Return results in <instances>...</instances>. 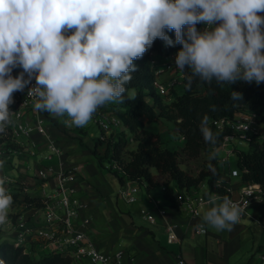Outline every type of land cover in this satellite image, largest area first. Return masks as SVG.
Segmentation results:
<instances>
[{
  "label": "clouds",
  "instance_id": "9594fccd",
  "mask_svg": "<svg viewBox=\"0 0 264 264\" xmlns=\"http://www.w3.org/2000/svg\"><path fill=\"white\" fill-rule=\"evenodd\" d=\"M166 29L182 45L179 70L187 66L194 77L220 85L264 83V0H0V133L10 123L13 94L33 79L27 95L35 98L34 110L66 115L69 127L86 126L98 108L123 102L133 61L156 39L173 46ZM17 67L22 71L13 76ZM200 131L216 145L219 133L208 116ZM4 185L0 178V224L13 202ZM209 202L198 227L231 231L244 208L227 197Z\"/></svg>",
  "mask_w": 264,
  "mask_h": 264
},
{
  "label": "crops",
  "instance_id": "0c3cea01",
  "mask_svg": "<svg viewBox=\"0 0 264 264\" xmlns=\"http://www.w3.org/2000/svg\"><path fill=\"white\" fill-rule=\"evenodd\" d=\"M153 58L154 65L152 66L163 70L159 75V80L162 82H176L175 87L172 88L173 92L167 97V100H172L184 90L182 71L175 64H172L169 68L165 66L171 60L170 56L157 53L153 55ZM173 68H175L173 71H169ZM19 73L15 71L12 75L17 76ZM111 104L115 103L109 102L105 105ZM100 108L97 109L92 119L84 127H69L64 123V120L68 119L66 115L64 118H60L46 111L27 110L24 119L31 127V130L27 131V133L13 135L20 149L11 150L3 148L0 152V178L5 179L4 186L8 189V192L12 191L15 184H21L25 185V187L27 186V191L32 194L31 188L35 184H40L43 192L35 196L45 198L56 191L58 172L75 170L78 176L75 185L84 203L80 216L81 221L85 224L84 230L102 251H124V264H179L180 259H183L185 264H264L261 259V256L264 254V245L259 244L257 249H254L253 252H248L240 260L230 261L229 257L226 256L233 252L227 250L228 242L224 240V237L231 238L230 243L232 244V240H236V233L244 231L252 223L264 227V222L261 218L262 206L252 208L250 215L239 220L232 227L231 231H217L205 224L208 230L206 234L213 239V243L211 244L213 245V251L207 257L204 256V249L202 255L198 248L191 245L192 232L196 231L197 224L204 223V213L213 206L209 202V198L215 197L217 204L223 201V198L209 191L208 185L205 182L197 187L204 205L200 208L199 215L195 217L184 210L174 207L172 199L167 198L163 185H157L148 190L144 184L132 181L126 182L125 185L129 187L137 186L139 188L137 202L128 204L124 201L121 196V191L124 187L122 186L118 199L114 204L108 198L110 193L109 186L105 179L100 178L98 166L95 164L88 165L85 162L86 159L95 158L98 161V165L100 163L103 164L104 160L100 161V158L105 155L107 149L105 137L110 136L112 132L127 131V128L123 125L121 127L112 125L110 118L115 115L114 112H100ZM17 109V104L11 106V111ZM37 119L44 121L46 134L40 133L36 129ZM100 121L109 122V128H104L100 124ZM160 121L158 122L161 125L158 122H146V128L160 133L161 129L167 128V122ZM96 125L100 128V133L95 131L94 127ZM174 126L176 128L175 123ZM261 129H264V127L261 126ZM176 130L179 133L177 128ZM167 131L165 130L162 134ZM128 139L130 142V137ZM53 140L61 148V154H53L50 151L49 145ZM244 143L248 144V142L235 141V150H248V147L241 149ZM184 144L185 139H182L181 145L184 146ZM218 154L219 156H226L228 152L219 149ZM29 157H32L34 161L35 172L32 175L28 172L30 167L27 159ZM108 171L114 174L110 167ZM231 181L235 184L239 180L238 178H232ZM172 186L176 194L180 188L175 183ZM233 195H236V191ZM156 200L160 202L159 207L155 204ZM105 202H108L109 207L106 206ZM141 209H146L153 213L156 217V222L150 223L145 219L141 214ZM161 209H164L166 214H162ZM134 214H138L142 220L154 226V229L136 224ZM20 218L26 219V216L21 215L18 219ZM167 223L178 225L176 233L179 241L173 243L168 241ZM155 227L164 228L168 244L178 245L179 250L173 251L162 245L161 241L157 238ZM209 228H212V232L209 231ZM196 233L202 234L203 232L196 231ZM14 237L11 241L14 240ZM238 242L239 240L237 242L234 241L229 247L235 248ZM30 250L39 252L35 255L39 257L50 253L44 251V244L38 239L32 242ZM258 250L261 251L256 254L255 252ZM86 260L88 259L82 258L73 262V264H86Z\"/></svg>",
  "mask_w": 264,
  "mask_h": 264
},
{
  "label": "trees",
  "instance_id": "16d2710c",
  "mask_svg": "<svg viewBox=\"0 0 264 264\" xmlns=\"http://www.w3.org/2000/svg\"><path fill=\"white\" fill-rule=\"evenodd\" d=\"M201 25L197 24V29ZM165 31L173 40V46H166L164 41L156 39L142 58L133 61L136 71L132 73L131 81L125 85L123 102L100 108V112L113 111L127 128V131L112 132L110 136L105 137L107 149L100 161L110 160V169L122 186L126 181L144 184L148 190L163 185L167 198L173 199V183L182 190H191L205 182L211 193L222 198L229 197L230 193L219 184L223 170L218 150L231 129L227 125L220 129L216 122L231 120L235 113L242 109L255 111L264 124V83L257 85L255 82L237 81L231 85H220L215 80L207 83L194 77L191 69L186 66L182 71L183 92L174 99L167 100L157 92L154 85L156 73L151 60L153 55L158 53L174 56L175 61L182 45L175 43L174 31ZM184 31L186 32V28ZM15 71L21 72L22 69L14 68L12 73ZM233 91L241 93L242 98L233 101L230 98ZM13 100L15 104L14 96ZM13 104L9 106L10 110ZM204 116L209 117V127L213 132L219 133L216 145L206 143L200 131ZM161 119L175 123L179 134L185 139L181 149L168 147L160 133L146 128V122H158ZM130 135L136 143L133 149L128 148ZM3 148L20 149L9 125L5 133H0V152ZM125 152L127 159L124 157ZM235 152L237 165L243 172V180L260 184L264 192V139L253 135L248 141V150L236 149ZM203 153L208 155V159L199 174L194 175L181 167L182 154L196 158ZM114 160L121 165L122 171L113 168ZM8 193L17 195L14 199L19 200L20 205L25 208L41 209L44 206L45 198L30 194L21 184H15ZM261 218L264 222V205ZM26 249V246L16 245L14 241L0 239V264H73L72 257L63 252L52 251L37 257Z\"/></svg>",
  "mask_w": 264,
  "mask_h": 264
},
{
  "label": "built area",
  "instance_id": "2783aa9c",
  "mask_svg": "<svg viewBox=\"0 0 264 264\" xmlns=\"http://www.w3.org/2000/svg\"><path fill=\"white\" fill-rule=\"evenodd\" d=\"M205 27L206 25L202 24L198 30L203 31ZM170 57L171 60L165 65L168 68L172 64H175L174 56ZM151 65H154V58L151 60ZM162 72L163 70L161 68H155L156 78L154 85L160 95L168 97L171 94L172 88L175 87L176 82L160 81L159 75ZM183 76L184 74L182 73ZM34 85L35 80L33 79L23 91H18L13 94L16 100L15 104L18 105V109L12 111L10 123L8 124L13 131V135L27 133V131L31 130V127L24 119V115L27 110L34 109L35 98L27 95L29 89ZM110 122L116 127L123 125L121 120L115 115L111 116ZM216 123L220 129H223L225 125L231 129L225 135L223 144L219 148L228 152L226 156H219V162L223 170V176L219 184L230 193V196L227 198L239 203L244 208L240 217V220H242L250 215L252 208L264 205V192L260 184L243 180V172L238 165L237 167L231 168L229 163L230 156L232 151H234V149L231 150V147L234 146L235 141L248 142L253 135L264 139V129H261V126L264 127V124L255 111L242 109L235 113L233 119L221 120ZM100 124L106 129L110 126L107 121H100ZM36 129L40 133H47L42 119H37ZM49 149L53 154H61V148L54 140L51 141ZM112 166L114 169L122 171L121 165L116 160L113 161ZM77 177L75 170L58 172L56 191L45 197L44 206L40 209L44 213V222L42 224H32L27 219H18L13 241L16 245L26 246V250L33 255H37L39 252L31 251L30 247L32 242L38 239L44 244L45 252L59 251L69 254L73 262L82 258H89L92 264H124V251H102L84 230L85 224L80 219L84 203L75 185ZM232 178H238V183H235L237 186L232 183ZM123 186L121 196L124 201L128 204L137 202L139 188L137 186ZM235 191L236 195H233ZM172 201L174 207L184 210L194 217L199 215V210L204 205V201L200 197L197 188H193L192 190L179 189L176 194L174 192ZM155 204L159 207L160 202L156 200ZM161 213L166 214V211L161 209ZM141 214L150 223L156 222L155 215L150 211L141 209ZM201 224L203 223L196 225V231L206 233V226H204L203 230L198 227ZM177 227L178 225L173 223H167L166 225L168 241L170 243L179 241L176 233ZM261 259L264 262V254L261 256ZM179 264H185L184 260L180 259Z\"/></svg>",
  "mask_w": 264,
  "mask_h": 264
},
{
  "label": "rangeland",
  "instance_id": "374dc122",
  "mask_svg": "<svg viewBox=\"0 0 264 264\" xmlns=\"http://www.w3.org/2000/svg\"><path fill=\"white\" fill-rule=\"evenodd\" d=\"M175 68L169 71H173ZM176 72V70H175ZM173 91H171L172 93ZM167 99V97H166ZM151 102L152 100L149 99ZM162 122H167L166 126L167 128L161 129L160 135L165 142V144L172 148V149H181L183 145H181V140L182 137L180 134L177 132L174 123L172 121H168L166 119H161ZM160 121V122H161ZM152 123V122H151ZM159 123V122H158ZM160 124V123H159ZM161 125V124H160ZM165 127V126H163ZM95 131L97 133H100V128L96 125ZM162 128V126H161ZM150 130V129H149ZM165 130H168L166 133H163ZM131 141L128 144L129 149H133L136 147L135 141L132 139V136H129ZM128 137V138H129ZM248 147L247 143H244L243 146H241V149H246ZM235 151V147L232 146L231 150ZM232 151L231 156H230V165L232 167H237V155L236 152ZM125 159L128 158L127 153H124ZM208 159V155L202 154L199 157L196 158H191L187 156L186 154H182L181 156V167L188 172L197 175L199 174L200 170L203 168L204 162ZM28 164H29V174H33L35 172V167H34V161L32 157H29L28 159ZM228 163V164H229ZM85 164H95L98 166L99 171H100V178H103L107 181V185L109 186V196L114 204L116 203L118 196L120 194L122 184L120 183L119 179L116 177V175L110 173L109 167H110V161L107 159H104L103 164L100 163L98 165V161L95 158H89L86 159ZM24 165V164H23ZM25 186V185H24ZM27 187V186H26ZM43 192V188L40 184H35L31 188V193L34 195H39ZM48 192V189H47ZM10 194V193H9ZM11 195V194H10ZM12 196V204L10 208L8 209V218L4 224H0V239L4 240H12L16 229L15 226L17 225V219L21 215H25L26 219L28 222H31L32 224L40 223L42 224L44 222V213L40 209H34V208H25L24 206L20 205L19 200L14 199L17 195H11ZM15 196V197H14ZM106 206L109 207L108 202H105ZM30 211V212H29ZM134 218L136 219V224L144 226V227H149L151 229H154V226L146 223V221L142 220L141 217L137 214H134ZM156 228V233H157V238L161 241L162 245L167 247L170 250L177 251L179 250V246L176 244H168L167 242V234L164 228ZM208 231V230H207ZM209 231L212 232V228H209ZM237 237L235 238L236 240H232V244L234 241L237 242L239 240L238 245L235 248L229 247L232 245L231 238H225L224 240L228 242L227 250L229 252H233L232 254H227L226 257H229L230 261H237L240 260L245 254L248 252H253L254 249H257L259 244L264 245V227L261 225H255L252 223L251 225H248L244 231L237 232ZM206 233L202 234H197L196 231H193L191 234V245L193 247H196L199 249L200 254L203 253L204 249V256L207 257L209 253H212L213 251V239L208 237ZM209 241V242H208ZM261 250L256 251L255 253L258 254V252ZM203 255V254H202ZM86 264H92L89 258H87Z\"/></svg>",
  "mask_w": 264,
  "mask_h": 264
}]
</instances>
